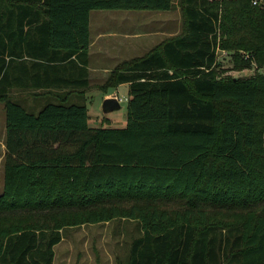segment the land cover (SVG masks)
I'll return each instance as SVG.
<instances>
[{"label": "trees", "instance_id": "trees-1", "mask_svg": "<svg viewBox=\"0 0 264 264\" xmlns=\"http://www.w3.org/2000/svg\"><path fill=\"white\" fill-rule=\"evenodd\" d=\"M173 5L0 0V264H54L66 228L122 218L140 230L122 264H264V74L218 61L264 68V0H179L183 32L98 87L128 85L125 128H91L69 102L90 87L92 11ZM13 90L57 102L32 111Z\"/></svg>", "mask_w": 264, "mask_h": 264}, {"label": "rangeland", "instance_id": "rangeland-1", "mask_svg": "<svg viewBox=\"0 0 264 264\" xmlns=\"http://www.w3.org/2000/svg\"><path fill=\"white\" fill-rule=\"evenodd\" d=\"M90 22L91 37L94 41L98 34H104V38L95 42V46L91 49L92 65L98 69L99 78L104 79L93 88L96 91L121 62L136 56L141 57L158 45L164 37L157 35L160 29L169 31L170 36H165L164 39L181 34L184 29L179 0H174L173 8L168 12L96 10L92 11ZM135 33L141 34L142 38L138 40L125 38L126 34ZM109 34H114L116 37L110 38ZM134 42L137 46L135 49L131 46ZM218 57L223 69L228 70L226 73L228 75L243 77L252 76L257 72L264 74V68L257 69L256 66L250 70L235 71L231 53L224 50L218 51ZM38 92L13 90L10 97L13 100H19L27 109L36 111L40 107L34 104L40 100V96H43L40 91ZM128 92V86H119L107 92L95 94L94 100L87 105L89 126L125 128L128 120ZM108 93H115L118 96L121 108L105 115L103 103ZM5 122V105L0 101V194L4 185L7 151ZM153 203L149 199L146 207L153 208ZM63 236L62 242L55 247L54 264H122L127 259L132 240L140 236V230L136 220L122 218L105 223L68 227L64 230Z\"/></svg>", "mask_w": 264, "mask_h": 264}, {"label": "crops", "instance_id": "crops-1", "mask_svg": "<svg viewBox=\"0 0 264 264\" xmlns=\"http://www.w3.org/2000/svg\"><path fill=\"white\" fill-rule=\"evenodd\" d=\"M92 13V12H91ZM91 13H90V20H91ZM172 33V31H171ZM157 35H161V36H164L163 37V40H165V36H170L169 35V31L168 30H163V29H160L157 33ZM104 36V34H98L95 41L92 39L91 37V22H90V48H89V65H88V68H89V83H90V87L87 89V90H84V91H78V92H74L71 94V97H70V100L69 102L72 103V104H81V105H88V103H90L91 100H94V96L95 94H100L102 93V91L98 90H94L93 88L96 86V85H99L100 83V80H102L103 78H99V75L97 74L99 71L96 67H94L92 65V58H91V55H92V52H91V49L92 47L95 46V42H99L100 39ZM108 37L110 38H113V37H116V35L114 34H109ZM104 38V37H103ZM126 39H133V40H138V39H141L142 38V35L139 34V33H135V34H126L125 36ZM162 40V41H163ZM161 41V42H162ZM160 42V43H161ZM132 48L135 49L137 46H136V43H132ZM157 46V45H156ZM116 48V47H115ZM105 50H107V48H105ZM109 51V50H108ZM137 57V56H136ZM136 57H133V58H136ZM131 58V59H133ZM130 60V59H129ZM127 61V59L125 60ZM108 78V77H107ZM107 78L105 79V81L107 80ZM104 80V79H103ZM105 81L102 83V85L105 83ZM101 85V86H102ZM121 86H128L127 84H124V85H121ZM39 93V92H38ZM43 96H40L41 98H39L40 100L38 102H36L34 105L37 106V107H40L39 109L42 108V106L46 103H49V102H57V96L58 94L56 93V95L54 97H50V96H45L43 94V92H41ZM115 96L114 98H117L118 99V96L115 94V93H108V95H105V99L106 98H109V97H113ZM119 100V99H118ZM39 109H37L36 111H38ZM32 111H35V110H32ZM6 124V122H5ZM92 128V127H91ZM5 138H7V129H6V125H5Z\"/></svg>", "mask_w": 264, "mask_h": 264}, {"label": "water", "instance_id": "water-1", "mask_svg": "<svg viewBox=\"0 0 264 264\" xmlns=\"http://www.w3.org/2000/svg\"><path fill=\"white\" fill-rule=\"evenodd\" d=\"M120 102L117 98H106L103 103V112L105 115L110 114L113 111L120 109Z\"/></svg>", "mask_w": 264, "mask_h": 264}, {"label": "built area", "instance_id": "built-area-1", "mask_svg": "<svg viewBox=\"0 0 264 264\" xmlns=\"http://www.w3.org/2000/svg\"><path fill=\"white\" fill-rule=\"evenodd\" d=\"M253 5H257V1H254V2H253ZM219 52H220V51H219ZM223 53H225V52H223Z\"/></svg>", "mask_w": 264, "mask_h": 264}]
</instances>
